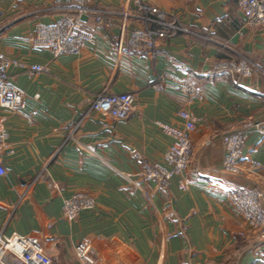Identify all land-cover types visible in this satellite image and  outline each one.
Here are the masks:
<instances>
[{"label":"crops","instance_id":"obj_1","mask_svg":"<svg viewBox=\"0 0 264 264\" xmlns=\"http://www.w3.org/2000/svg\"><path fill=\"white\" fill-rule=\"evenodd\" d=\"M149 2L187 29L158 39L154 57L144 48L119 51V28L85 16L91 41L78 54L53 57L28 38L36 21L59 18L69 2L0 0V52L45 66L32 77L21 67L8 69L25 107L20 113L0 108L7 132L0 152L6 169L0 176V231L38 237L55 264L75 262L80 240L100 250L102 264H264V241L225 196L235 187H264L261 173L250 170L253 163L264 166V72L216 69L240 56L264 69V27H248L236 0ZM87 3L106 10L131 6L130 0ZM179 79L190 80L196 95L179 91ZM103 90L134 93L126 119L90 109ZM181 108L196 118L186 191L179 190L176 175L166 188L146 181L134 154L163 165L173 139L155 121L180 125ZM245 121L262 130L243 142L242 173L229 175L220 169V138ZM74 193L93 197L95 207L67 221L61 206Z\"/></svg>","mask_w":264,"mask_h":264},{"label":"built area","instance_id":"obj_2","mask_svg":"<svg viewBox=\"0 0 264 264\" xmlns=\"http://www.w3.org/2000/svg\"><path fill=\"white\" fill-rule=\"evenodd\" d=\"M69 4L64 13L50 22L36 21L28 38L34 47L48 49L53 57L61 54H78L91 41L92 34L82 25L81 17H92L94 22L106 28H119L118 50L133 51L145 49V54L154 57L156 41L187 29L180 25L173 15L152 5L149 0H130L131 6L115 10H106L88 5V0H67ZM248 27H264V0H236ZM76 13V14H74ZM138 23L139 26H131ZM18 66L26 70L29 77L45 70L37 63L27 65L24 61L12 58L0 52V108L10 112H21L25 107L22 91L8 78V69ZM216 69L226 70L238 75L250 76L252 73L264 72L256 62L237 57L220 62ZM177 89L192 97L196 95L195 85L188 79H179ZM135 95L132 92H99L90 102V109L108 115L115 120L126 119L133 110ZM180 125H169L155 121L159 129L173 141L163 154V165L150 163L140 153L135 152L146 181H153L159 187H168L173 176H178V188L186 191L190 187L184 176L192 153L190 133L195 129L194 114L181 108L177 111ZM28 121L30 115H25ZM77 121L72 127L74 134L79 127ZM254 130H262L258 122L245 121L237 130L221 136L222 158L220 169L229 175L242 173V145L247 135ZM7 132L4 118L0 117V152L5 147ZM253 172H260L264 179V166L253 163ZM6 169L0 158V176ZM226 199L233 212L246 224L248 229L261 241H264V187L253 184L246 187H235L225 192ZM95 207L93 197L74 193L65 197L61 212L67 221L75 220L83 210ZM72 264H102L103 256L98 248L87 240H80L73 247ZM0 264H55L47 254L38 237L33 235H5L0 231Z\"/></svg>","mask_w":264,"mask_h":264}]
</instances>
